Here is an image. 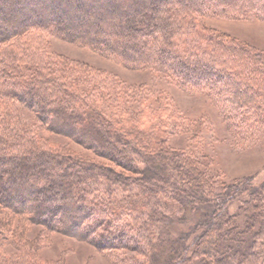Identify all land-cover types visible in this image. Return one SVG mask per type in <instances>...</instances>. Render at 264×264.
<instances>
[{"label": "trees", "instance_id": "obj_1", "mask_svg": "<svg viewBox=\"0 0 264 264\" xmlns=\"http://www.w3.org/2000/svg\"><path fill=\"white\" fill-rule=\"evenodd\" d=\"M204 17L264 19V0H0V264H41L39 242L22 236L32 224L111 252L114 264H264V182L218 185L191 158L167 147L165 130L153 123L159 105L143 103L137 121L133 114L106 113L95 107L94 94L123 104L128 88L121 81L74 62L85 78L98 77L90 90H76L25 37L44 30L125 67L154 69L188 89L207 88L236 124L244 121L239 107L249 108L250 117L263 114L264 54ZM21 107L35 110L38 122H26ZM160 117L179 119L168 105ZM41 129L64 135L118 170L47 147ZM244 193L241 208L246 221L252 219L246 237L230 222L229 210ZM205 203L219 206L192 227V247L187 233L175 239L176 220L198 214ZM19 218L25 232L11 225ZM8 245L16 252L6 253Z\"/></svg>", "mask_w": 264, "mask_h": 264}, {"label": "rangeland", "instance_id": "obj_2", "mask_svg": "<svg viewBox=\"0 0 264 264\" xmlns=\"http://www.w3.org/2000/svg\"><path fill=\"white\" fill-rule=\"evenodd\" d=\"M204 21L216 28L218 32L227 33L240 43L249 44L255 47L257 52L264 54V19L260 17H204ZM25 37L34 42L35 48L40 49L37 55H42L44 60L54 65L56 63L57 71L62 70L66 73L68 83L70 79L73 82L72 87L76 90H90L92 88L90 82H94L98 77L85 78L86 75L80 74L81 69L74 62L88 64L96 70H101L103 74L115 76L113 78L116 79L115 82L121 81L123 86L128 88V92L122 95L123 104L119 99L114 100L109 95V97H103L94 94L96 96L93 99L95 107L108 114L125 118L133 114L132 118L136 116L133 121H137L140 110L145 108L143 103L151 101L159 105L160 110L168 105L177 112L178 122L172 121L169 117L162 119L160 110L159 116L157 115L153 120L155 125L165 130L167 147L176 149L180 154L191 158L218 185L242 187L244 182H248L253 186H258L264 182V113L254 111L250 117L247 116L249 108L239 107L237 110L241 114L240 119L244 121L239 123L237 120L236 122L241 124L238 125L231 121L225 113L227 105L219 101L215 93L207 88L188 89L180 85V80L154 69L140 70L125 67L87 47L66 41L44 30L33 29ZM156 99L160 100L156 102ZM232 104L233 102L229 103L230 106ZM261 104L264 106V101ZM21 109L26 122L32 124L38 122L35 110L24 107ZM243 114L246 115L247 120L244 119ZM39 132L47 147L61 149L65 153H73L75 157L84 158L85 161L107 164L118 170V166L113 162L98 156L92 150L69 140L64 135L44 129ZM142 174L140 173L139 176ZM247 197V193L239 194L229 204L230 222L234 221L240 226L241 235L245 237L243 230L246 228V223H252V219L246 221L241 208ZM218 206L205 203L200 206L201 209L196 210L198 214L193 211L190 213L188 210V216H181L184 220L176 218L174 238L178 239L180 234L187 233L185 241L188 244L191 243L189 246L192 247V242L196 237V233L192 232V227H196L197 222L212 214ZM255 209L258 211L259 207L255 206ZM228 223L225 224L226 228L231 227ZM25 224V220L20 218L11 223L14 228H20L23 232H25L23 230ZM22 236L24 240L39 242L35 257L41 264H114L113 261L118 260L111 252L102 253L94 244L87 241L57 232L48 234L41 225H29ZM5 252L12 253L16 250L8 245L5 247ZM119 253L115 255L121 257L122 253L130 254L128 251ZM188 255L191 256L190 253ZM190 261L191 264H198L197 259Z\"/></svg>", "mask_w": 264, "mask_h": 264}]
</instances>
